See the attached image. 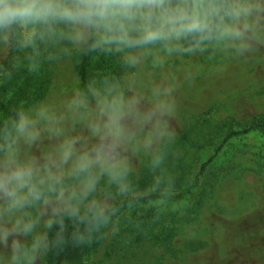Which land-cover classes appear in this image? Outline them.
Instances as JSON below:
<instances>
[{
	"label": "clouds",
	"instance_id": "obj_1",
	"mask_svg": "<svg viewBox=\"0 0 264 264\" xmlns=\"http://www.w3.org/2000/svg\"><path fill=\"white\" fill-rule=\"evenodd\" d=\"M104 58L107 71H73ZM259 65L264 0H0V87L52 73L43 95L0 113V264H47L170 199L188 94ZM254 83L241 97L257 107Z\"/></svg>",
	"mask_w": 264,
	"mask_h": 264
},
{
	"label": "rangeland",
	"instance_id": "obj_2",
	"mask_svg": "<svg viewBox=\"0 0 264 264\" xmlns=\"http://www.w3.org/2000/svg\"><path fill=\"white\" fill-rule=\"evenodd\" d=\"M90 65L89 71L111 67L107 58ZM51 76L47 68L38 76L21 72L0 87V99L39 98ZM257 79L264 80V65L235 66L223 79L197 82L200 94L187 96L178 121L179 156L170 162L172 197L183 198L126 210L116 229L84 246L79 264H264V129L224 142L264 119V105L253 107L241 97L253 91ZM149 180L141 169L137 183Z\"/></svg>",
	"mask_w": 264,
	"mask_h": 264
},
{
	"label": "trees",
	"instance_id": "obj_3",
	"mask_svg": "<svg viewBox=\"0 0 264 264\" xmlns=\"http://www.w3.org/2000/svg\"><path fill=\"white\" fill-rule=\"evenodd\" d=\"M91 65L85 61L76 68V71L81 75V78H84L88 73ZM12 103H4L0 99V111L2 113H6L8 107ZM264 129V119L259 122L256 126H252L249 129L239 131V132H233L231 133L226 140L224 141L225 143L232 139L233 137H238L247 134L249 131L254 130V129ZM210 162V161H209ZM208 163L204 164L199 172V174L195 178V183H197L203 172L206 170ZM183 198V195H177L175 197H171L170 199L174 200H180ZM84 247H67L63 252H61L59 255H49L47 259V264H79L80 257H82Z\"/></svg>",
	"mask_w": 264,
	"mask_h": 264
}]
</instances>
